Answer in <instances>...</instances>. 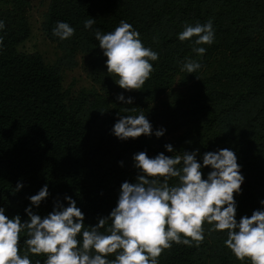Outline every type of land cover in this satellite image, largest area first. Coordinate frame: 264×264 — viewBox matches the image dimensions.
<instances>
[{"label":"trees","instance_id":"trees-1","mask_svg":"<svg viewBox=\"0 0 264 264\" xmlns=\"http://www.w3.org/2000/svg\"><path fill=\"white\" fill-rule=\"evenodd\" d=\"M263 14L264 0H50L43 24L50 40L71 41L107 66L95 31L114 32L124 21L139 32L145 47L158 54L140 90L129 92L117 82H108V89L115 87L113 110L85 113L82 101L66 102L56 68L46 67L38 54L17 51L29 32L26 0H12L10 8H0L5 25L0 29V208L5 215L10 219L19 215L26 223L29 207L43 218L58 204L68 207L66 197H70L84 214L85 228L95 227L117 206L122 184H135L142 174L137 168L128 170L127 161L140 152L148 154L156 145L153 140L162 141L156 131L168 134L180 129L186 134L176 142H165L173 152L166 149L164 155L173 157L179 151L205 155L218 144L233 151L244 177L241 192L234 195L237 222L254 211H264ZM89 18L95 20L92 29L85 28ZM209 20L214 40L199 45L206 49L199 55L193 52L192 41H181L179 35L186 25ZM57 22L68 23L73 36L68 40L55 36ZM189 60L201 67L193 73L182 70ZM177 75L192 93L172 94L170 102L156 106ZM120 94L133 103L119 101ZM140 114L149 120L153 135L128 140L114 135L121 116ZM169 183H178V178ZM18 185H22L19 190ZM45 185L49 196L37 208L30 197ZM204 225V240L198 247L194 242L191 246L173 242L158 264H251L238 260L226 246L227 232ZM28 238L26 230L21 233L20 255H28L32 264H46L47 256L28 251ZM78 239L82 243V236ZM210 240L216 246L208 262L204 255ZM107 259L114 260L115 254Z\"/></svg>","mask_w":264,"mask_h":264},{"label":"clouds","instance_id":"clouds-1","mask_svg":"<svg viewBox=\"0 0 264 264\" xmlns=\"http://www.w3.org/2000/svg\"><path fill=\"white\" fill-rule=\"evenodd\" d=\"M94 24L95 20L89 18L85 28L92 29ZM4 27L0 21V29ZM53 34L68 40L74 29L68 23L57 22ZM139 36L124 21L114 32L95 31L99 47L107 57L108 73L118 76V85L129 92L144 86L153 72L151 61L158 60V54L145 47ZM179 39L192 41L193 52L203 55L206 49L198 46L213 43L212 21L186 25ZM200 67L189 60L182 70L193 73ZM117 99L133 103L131 98L125 101L123 94ZM113 132L120 140L153 135L152 125L143 114L121 116ZM155 135L163 136L164 130ZM165 147L173 152L171 145ZM134 161L142 174L135 184H122L117 206L95 227L85 228L84 214L70 197H66L68 207L58 204L43 218L29 207L26 223L19 215L8 218L0 208V264H32L28 255H20V237L25 230L28 251L47 256L46 264H158V258L173 242L188 246L194 242L198 247L204 240L205 223L214 225L212 231L227 232L225 244L238 260L264 264V211H254L251 217L244 216L239 222L236 219L234 195L241 192L244 177L233 151L221 149L204 155L203 167L212 169L207 179L203 178L202 165L195 154L168 157L160 153L149 158L146 152H140ZM174 178H178V183L170 185ZM19 187L22 185L17 190ZM48 196L45 185L30 200L38 208ZM109 221L111 224L105 229ZM113 254L115 259L109 261L107 257Z\"/></svg>","mask_w":264,"mask_h":264},{"label":"rangeland","instance_id":"rangeland-1","mask_svg":"<svg viewBox=\"0 0 264 264\" xmlns=\"http://www.w3.org/2000/svg\"><path fill=\"white\" fill-rule=\"evenodd\" d=\"M27 2V24L28 36L17 46V51L21 54H38L46 67L56 68L61 79V89L67 96L66 102L71 105L76 100L82 101V110L87 113L90 109L109 108L113 110L112 96L115 94V87L108 89V82H116L118 78L115 74L108 73L107 66L102 65V59L93 52L84 50L71 41H52L43 31L45 16L50 0H26ZM12 5V0H0V8L8 9ZM264 18V14H263ZM177 75L173 87L161 96L160 102L155 103L161 106L162 103L170 102L172 94H180L182 97L189 96L192 92L189 84H184ZM162 102V103H161ZM122 111H119L121 114ZM99 125L96 128V135ZM184 129L177 130L163 135L161 142L155 140L153 149L147 154L149 158H155L158 154H166L165 142L173 143L180 136L185 135ZM226 149L218 144L213 152ZM182 154L177 152L176 155ZM196 155L198 162L202 165L203 176H208L212 171L210 167H203L204 155L192 152ZM240 166V165H239ZM128 170L135 169L134 157L127 161ZM241 170V166H240ZM206 225H204L205 229ZM210 247L204 255V259L209 262L212 248L216 244L210 240Z\"/></svg>","mask_w":264,"mask_h":264}]
</instances>
